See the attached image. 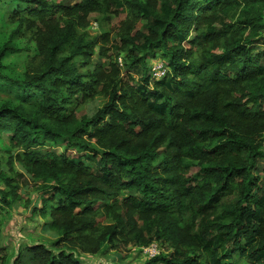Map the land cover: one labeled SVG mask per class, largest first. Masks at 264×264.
Returning a JSON list of instances; mask_svg holds the SVG:
<instances>
[{"label":"trees","instance_id":"trees-1","mask_svg":"<svg viewBox=\"0 0 264 264\" xmlns=\"http://www.w3.org/2000/svg\"><path fill=\"white\" fill-rule=\"evenodd\" d=\"M0 90V216L16 163L53 236L0 264L152 243L148 264H264V0H0Z\"/></svg>","mask_w":264,"mask_h":264},{"label":"rangeland","instance_id":"rangeland-1","mask_svg":"<svg viewBox=\"0 0 264 264\" xmlns=\"http://www.w3.org/2000/svg\"><path fill=\"white\" fill-rule=\"evenodd\" d=\"M61 1V0H54ZM7 18L5 14L4 19ZM127 20V13L122 12L116 15H111L110 19L103 23V30L108 32V42L104 44L105 56L101 57L102 63L108 66V62L111 60L112 46L118 43L117 32L121 28L124 21ZM141 29V25L136 26V30ZM90 32L92 34H99L101 32L99 25L96 22L91 23ZM193 33L190 35L189 39L193 37ZM22 44H25V39H20ZM98 57L97 55L94 58ZM161 60V59H160ZM156 60V61H160ZM151 60V65L156 62ZM162 61V60H161ZM120 62V61H119ZM20 62H16V68L20 69ZM120 66V65H119ZM121 68V67H120ZM7 94L1 92L0 97H5ZM104 99L102 97H97L93 101H90L84 105H81L79 109L78 116L81 114L92 115L96 110L102 106ZM2 138H5L2 136ZM0 139L1 144H6L5 139ZM55 150L60 149L59 144L51 145ZM6 158V155L0 149V157ZM14 168H16V173L12 175L14 184L18 185V195L19 199L13 204V206L7 208L2 216H0V248L8 256V258L15 253L20 245H26L28 243H39L43 242L47 245L51 244L53 240L51 235L43 231V223L40 218L35 216L32 217L31 209L35 204L40 207V202L38 198L42 191L37 188L39 184L34 182L20 167L14 163ZM11 175V173H10ZM131 246L127 245L119 250H107L106 253L94 255V256H81L85 258L87 263L103 262L105 264H148V257L143 256L138 251L133 252ZM164 250V248H163ZM160 251V250H159ZM2 252V253H3ZM165 252V251H162Z\"/></svg>","mask_w":264,"mask_h":264},{"label":"built area","instance_id":"built-area-1","mask_svg":"<svg viewBox=\"0 0 264 264\" xmlns=\"http://www.w3.org/2000/svg\"><path fill=\"white\" fill-rule=\"evenodd\" d=\"M166 71H167V67L162 61H156L151 65L150 73L153 79L161 78L162 76L165 75ZM131 250L133 252L138 251L143 256H146L148 258H153L156 255H158V253L160 252L158 245L155 243L143 247H132Z\"/></svg>","mask_w":264,"mask_h":264}]
</instances>
